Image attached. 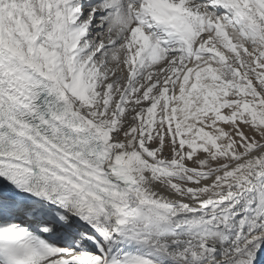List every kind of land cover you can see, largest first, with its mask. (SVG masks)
<instances>
[{
  "label": "snow or ice",
  "instance_id": "snow-or-ice-1",
  "mask_svg": "<svg viewBox=\"0 0 264 264\" xmlns=\"http://www.w3.org/2000/svg\"><path fill=\"white\" fill-rule=\"evenodd\" d=\"M0 264H264V0H0Z\"/></svg>",
  "mask_w": 264,
  "mask_h": 264
}]
</instances>
